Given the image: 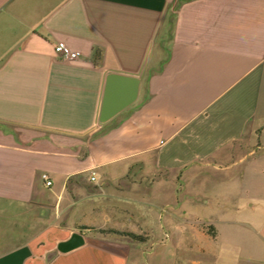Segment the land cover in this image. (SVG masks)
Instances as JSON below:
<instances>
[{
  "label": "crops",
  "instance_id": "crops-1",
  "mask_svg": "<svg viewBox=\"0 0 264 264\" xmlns=\"http://www.w3.org/2000/svg\"><path fill=\"white\" fill-rule=\"evenodd\" d=\"M112 72L139 96L101 123ZM216 251L264 262V0H0V264Z\"/></svg>",
  "mask_w": 264,
  "mask_h": 264
},
{
  "label": "water",
  "instance_id": "water-1",
  "mask_svg": "<svg viewBox=\"0 0 264 264\" xmlns=\"http://www.w3.org/2000/svg\"><path fill=\"white\" fill-rule=\"evenodd\" d=\"M141 78L137 75H125L112 72L107 76L103 100L99 112V122L105 123L118 113L135 103L139 96ZM83 242L79 234L62 242L59 249L70 250Z\"/></svg>",
  "mask_w": 264,
  "mask_h": 264
},
{
  "label": "built area",
  "instance_id": "built-area-1",
  "mask_svg": "<svg viewBox=\"0 0 264 264\" xmlns=\"http://www.w3.org/2000/svg\"><path fill=\"white\" fill-rule=\"evenodd\" d=\"M55 51L58 55L66 60H75L81 56L79 50L73 49L66 41L59 40L55 43ZM42 178L45 180L47 185H51L52 181L49 178L48 173H42Z\"/></svg>",
  "mask_w": 264,
  "mask_h": 264
},
{
  "label": "rangeland",
  "instance_id": "rangeland-1",
  "mask_svg": "<svg viewBox=\"0 0 264 264\" xmlns=\"http://www.w3.org/2000/svg\"><path fill=\"white\" fill-rule=\"evenodd\" d=\"M73 222H75V221L73 220ZM150 222H152V221H150ZM108 229H111V228H108ZM210 231H212V229H210ZM144 247H145V249L147 251H151L152 246L150 244L146 243V244H144ZM160 248L161 247L159 246L158 249L160 250ZM157 253L159 255L161 254V258L164 259L163 252L157 251ZM213 253H215V255H213L212 257H209V255L207 253H204L201 256L199 255V258H202L206 263L208 262L207 264H223L225 262L222 259V258H224V257H222V253H220V255L218 254V251L213 252ZM146 259L147 260H152L153 259L149 252L147 253ZM226 261H228V260H226ZM241 264H253V263H250L249 261L243 259L241 261ZM259 264H264V262L263 263H259Z\"/></svg>",
  "mask_w": 264,
  "mask_h": 264
},
{
  "label": "trees",
  "instance_id": "trees-1",
  "mask_svg": "<svg viewBox=\"0 0 264 264\" xmlns=\"http://www.w3.org/2000/svg\"><path fill=\"white\" fill-rule=\"evenodd\" d=\"M100 231L103 232V233H108V232H110V233H119V234L128 235V236H130L132 238H135V239H143L142 236H139V235H137L135 233L127 232V231H123L122 232V231H117L115 229H101Z\"/></svg>",
  "mask_w": 264,
  "mask_h": 264
}]
</instances>
